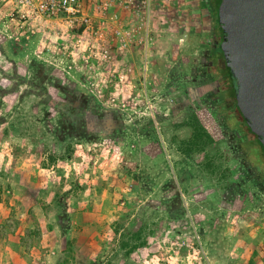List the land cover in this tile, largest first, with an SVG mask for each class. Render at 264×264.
Instances as JSON below:
<instances>
[{
  "label": "rangeland",
  "instance_id": "rangeland-1",
  "mask_svg": "<svg viewBox=\"0 0 264 264\" xmlns=\"http://www.w3.org/2000/svg\"><path fill=\"white\" fill-rule=\"evenodd\" d=\"M13 6L0 0V264H264L244 251L264 238L237 239L264 183L213 58L216 6L150 0L153 45L147 63L131 55L125 109L90 84L110 66L73 61L81 31L29 36ZM144 78L153 108H131Z\"/></svg>",
  "mask_w": 264,
  "mask_h": 264
},
{
  "label": "built area",
  "instance_id": "built-area-1",
  "mask_svg": "<svg viewBox=\"0 0 264 264\" xmlns=\"http://www.w3.org/2000/svg\"><path fill=\"white\" fill-rule=\"evenodd\" d=\"M13 5L11 20L27 30L29 36L43 30L54 39L66 42L67 33L81 31L78 38L70 40L73 61L92 75L97 74L99 67L110 66L107 74H101L90 84L98 97L109 91V107L125 109L128 106L120 91L131 84L134 89L138 88L132 83L131 55L133 51L143 50L147 63L153 45L150 23L144 16L150 13V0H93L89 8L83 0H13ZM122 12L132 14L133 21L121 22ZM42 23L44 26L39 27ZM140 84V94H137L140 98L135 96L138 99L133 100L131 108L152 109L146 79Z\"/></svg>",
  "mask_w": 264,
  "mask_h": 264
},
{
  "label": "water",
  "instance_id": "water-1",
  "mask_svg": "<svg viewBox=\"0 0 264 264\" xmlns=\"http://www.w3.org/2000/svg\"><path fill=\"white\" fill-rule=\"evenodd\" d=\"M218 22L238 108L264 147V0H221Z\"/></svg>",
  "mask_w": 264,
  "mask_h": 264
},
{
  "label": "trees",
  "instance_id": "trees-1",
  "mask_svg": "<svg viewBox=\"0 0 264 264\" xmlns=\"http://www.w3.org/2000/svg\"><path fill=\"white\" fill-rule=\"evenodd\" d=\"M209 2L212 4L213 8L216 6V11L214 8V20H215V26H214L215 31L214 32L220 33L221 39H222V31H221V28L218 22V7L220 5L221 0H209ZM212 51H213V58H215L216 60H220V62L222 63V65L217 66V72H220L223 75L224 79H226V81L224 82V85L227 87V91L229 93V99H230L229 109L234 111V112H230V116H232V114L234 113L235 116L238 115L239 117H242L244 122L247 124V127L250 130V132H252L256 137V143H257L256 146H258V150H257L258 152H256L255 154H256L257 160L253 161L247 156L245 158L248 160L250 165L254 167L255 172L257 173V175L260 177V179L264 183V147L261 141L259 140L258 136L251 130L246 119L244 118V116L242 115L241 111L238 108L237 101H236V95L238 91L237 78L235 77L234 73L228 66V62L225 59L223 52L221 50V47H220V41L216 42L213 45ZM215 76L216 75L213 74L211 75V78H215ZM106 112H108V110H106ZM138 247L139 245H136V244L131 245V248L127 250V254H131L135 252L138 249Z\"/></svg>",
  "mask_w": 264,
  "mask_h": 264
},
{
  "label": "crops",
  "instance_id": "crops-1",
  "mask_svg": "<svg viewBox=\"0 0 264 264\" xmlns=\"http://www.w3.org/2000/svg\"><path fill=\"white\" fill-rule=\"evenodd\" d=\"M127 89L128 88H126V90H123L122 96L128 97V95L125 96V93L128 94L127 91H129V89L128 90ZM260 211H262V210H255V212H254L255 217H252V219H251L253 221V225H251V227H249L250 231L242 232V234L240 232L239 236H237V239L240 241V244L243 241L247 242L246 238H249V239L253 238V240H255V241H257L260 238H264V212H260ZM241 217L245 218V216H241ZM245 219H248V218H245ZM250 247H251V249L247 248L244 251H246V254L250 253L248 256H251L252 259H254L255 257L257 258L258 253H263L262 255H264V248H262L264 246H259L256 244L255 246H250ZM248 249H250V250H248ZM241 252H242V256H243L245 252H243V250Z\"/></svg>",
  "mask_w": 264,
  "mask_h": 264
},
{
  "label": "flooded vegetation",
  "instance_id": "flooded-vegetation-1",
  "mask_svg": "<svg viewBox=\"0 0 264 264\" xmlns=\"http://www.w3.org/2000/svg\"><path fill=\"white\" fill-rule=\"evenodd\" d=\"M222 37H223V33H222Z\"/></svg>",
  "mask_w": 264,
  "mask_h": 264
}]
</instances>
